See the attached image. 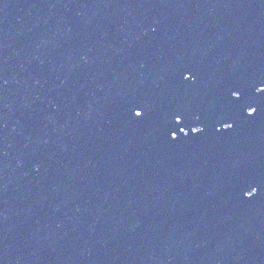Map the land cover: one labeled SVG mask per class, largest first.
I'll list each match as a JSON object with an SVG mask.
<instances>
[{
  "label": "water",
  "instance_id": "obj_1",
  "mask_svg": "<svg viewBox=\"0 0 264 264\" xmlns=\"http://www.w3.org/2000/svg\"><path fill=\"white\" fill-rule=\"evenodd\" d=\"M262 89L264 0H0V264H264Z\"/></svg>",
  "mask_w": 264,
  "mask_h": 264
},
{
  "label": "snow or ice",
  "instance_id": "obj_2",
  "mask_svg": "<svg viewBox=\"0 0 264 264\" xmlns=\"http://www.w3.org/2000/svg\"><path fill=\"white\" fill-rule=\"evenodd\" d=\"M262 91H264V89H262ZM137 115H140V113H137Z\"/></svg>",
  "mask_w": 264,
  "mask_h": 264
}]
</instances>
